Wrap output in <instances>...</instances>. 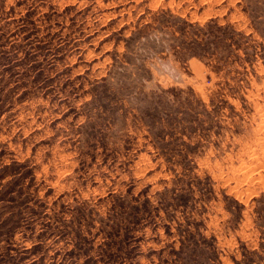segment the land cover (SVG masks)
Returning <instances> with one entry per match:
<instances>
[{
  "label": "rangeland",
  "instance_id": "rangeland-1",
  "mask_svg": "<svg viewBox=\"0 0 264 264\" xmlns=\"http://www.w3.org/2000/svg\"><path fill=\"white\" fill-rule=\"evenodd\" d=\"M0 264H264V0H0Z\"/></svg>",
  "mask_w": 264,
  "mask_h": 264
}]
</instances>
